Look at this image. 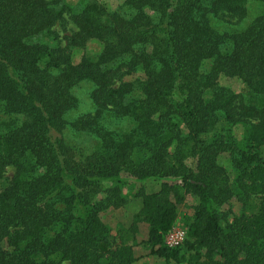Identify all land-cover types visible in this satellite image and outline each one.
Here are the masks:
<instances>
[{
	"label": "trees",
	"instance_id": "16d2710c",
	"mask_svg": "<svg viewBox=\"0 0 264 264\" xmlns=\"http://www.w3.org/2000/svg\"><path fill=\"white\" fill-rule=\"evenodd\" d=\"M247 1L122 0L107 11L96 0H0V172L13 168L0 189V264H131L137 243L175 264L181 245L183 264H264V0H252L261 14L229 36L227 51L206 22L217 12L240 18ZM64 13L71 48L99 44L76 63L42 43ZM219 75L240 79L253 100L219 86ZM82 80L97 113L132 122L122 132L97 128L88 154L61 132L71 86ZM217 118L240 123L239 136L209 133ZM220 152L236 172L233 187L259 197L255 212L229 221L222 206L233 192ZM121 172L159 188L132 192L140 206L112 249L99 214L126 202ZM188 194L196 204L186 237L166 248L162 237ZM138 223L147 228L139 242Z\"/></svg>",
	"mask_w": 264,
	"mask_h": 264
},
{
	"label": "rangeland",
	"instance_id": "374dc122",
	"mask_svg": "<svg viewBox=\"0 0 264 264\" xmlns=\"http://www.w3.org/2000/svg\"><path fill=\"white\" fill-rule=\"evenodd\" d=\"M99 4H102L107 11L116 10L122 0H96ZM66 5H74L77 0H62ZM246 12L245 15L238 18L222 12L215 14H208L206 16V22L208 26L217 34L223 35L220 39L218 46L221 51H227L231 47V37L238 33H242L250 24L261 14V7L257 1L248 0L245 3ZM145 13L151 15L152 12L145 8ZM52 33L46 37L42 43L49 50H53L56 56L60 59L67 57L72 63H76L82 54H94L99 44L97 42H89L84 48H71L68 45V38L73 32V26L70 22L67 13H64L60 19L55 21L52 25ZM217 84L221 87L227 88L233 93L240 94L245 100H253V96L244 89V86L240 79L235 77H227L219 75ZM92 84L89 81H79L71 86V94L74 98V104L69 107L62 114L63 126L61 129L63 139L69 146H74L79 149L82 154H88L95 141V134L97 128L111 130L115 132L126 131L132 126L125 117H118L112 110H103L99 113L96 112V107L91 101L90 91ZM222 129H230L231 133H234L237 137L241 133L242 125L240 123L229 125L220 118H217L216 123L212 126V130L219 132ZM236 139V138H235ZM140 152L133 154L134 158H138ZM216 162L220 165L225 174L227 175L228 182L231 186L233 195L223 204L222 209L225 214V219L230 220L234 215L240 213L250 214L258 209L259 197L257 194H245L242 189L234 188L236 172L231 165L230 157L227 152H220L216 156ZM186 164L192 165V161H186ZM13 174V168L6 166L0 172V189L9 184V181ZM120 176L125 177V183L121 187V192L127 194L126 202L123 206L117 209L107 207L100 214V219L107 225L109 229V242L113 249L118 244L116 237V230L119 226H128L132 215L137 211L140 206L139 197L132 195V192L137 188H141L144 192H153L159 188V180L155 179H143L133 180L130 176H127L124 172L120 173ZM196 204V198L193 195L188 194L185 200L179 204L176 208L175 223L181 224L185 229L184 221L190 216L193 206ZM146 237V225L144 223H138V229L135 234L136 240L142 241ZM179 255L181 257V264L184 263V259L187 256L183 245L179 248ZM136 260L131 264H175L172 261H164L161 257L149 253L147 245L137 243L133 247ZM67 264V262H62Z\"/></svg>",
	"mask_w": 264,
	"mask_h": 264
},
{
	"label": "built area",
	"instance_id": "2783aa9c",
	"mask_svg": "<svg viewBox=\"0 0 264 264\" xmlns=\"http://www.w3.org/2000/svg\"><path fill=\"white\" fill-rule=\"evenodd\" d=\"M186 237V229L177 223H173L171 228L163 235L162 245L166 248L178 247Z\"/></svg>",
	"mask_w": 264,
	"mask_h": 264
},
{
	"label": "crops",
	"instance_id": "0c3cea01",
	"mask_svg": "<svg viewBox=\"0 0 264 264\" xmlns=\"http://www.w3.org/2000/svg\"><path fill=\"white\" fill-rule=\"evenodd\" d=\"M147 229V228H146ZM145 239H146V237H145Z\"/></svg>",
	"mask_w": 264,
	"mask_h": 264
}]
</instances>
